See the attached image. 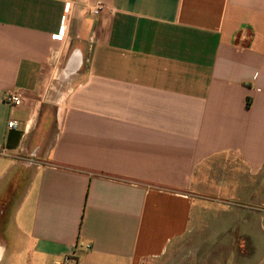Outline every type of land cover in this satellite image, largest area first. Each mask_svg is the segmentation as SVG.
<instances>
[{"label":"crops","instance_id":"obj_1","mask_svg":"<svg viewBox=\"0 0 264 264\" xmlns=\"http://www.w3.org/2000/svg\"><path fill=\"white\" fill-rule=\"evenodd\" d=\"M68 256L264 264V0H0V264Z\"/></svg>","mask_w":264,"mask_h":264},{"label":"built area","instance_id":"obj_2","mask_svg":"<svg viewBox=\"0 0 264 264\" xmlns=\"http://www.w3.org/2000/svg\"><path fill=\"white\" fill-rule=\"evenodd\" d=\"M66 6L69 7V3H67ZM103 7L104 5L100 1L96 2L89 10L90 15L98 16L102 11ZM58 36L61 38L63 37L61 33H59ZM3 101L4 103L11 106H20L22 103V95L20 94V92L7 93L4 95ZM20 126L21 122L15 119L10 120L7 124L9 130H18ZM71 261L74 262L73 258L68 256L64 258L62 262H59L57 264H68Z\"/></svg>","mask_w":264,"mask_h":264},{"label":"rangeland","instance_id":"obj_3","mask_svg":"<svg viewBox=\"0 0 264 264\" xmlns=\"http://www.w3.org/2000/svg\"><path fill=\"white\" fill-rule=\"evenodd\" d=\"M4 264V263H3Z\"/></svg>","mask_w":264,"mask_h":264}]
</instances>
